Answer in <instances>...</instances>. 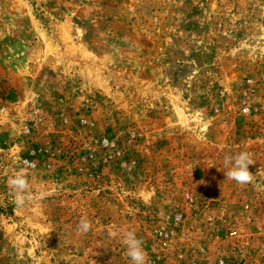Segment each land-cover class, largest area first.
<instances>
[{"label": "rangeland", "instance_id": "1", "mask_svg": "<svg viewBox=\"0 0 264 264\" xmlns=\"http://www.w3.org/2000/svg\"><path fill=\"white\" fill-rule=\"evenodd\" d=\"M127 230L147 264H264V0H0V264H131Z\"/></svg>", "mask_w": 264, "mask_h": 264}, {"label": "clouds", "instance_id": "2", "mask_svg": "<svg viewBox=\"0 0 264 264\" xmlns=\"http://www.w3.org/2000/svg\"><path fill=\"white\" fill-rule=\"evenodd\" d=\"M255 161L247 151L237 154H226L223 158V166L227 171L224 173L229 180L235 181L239 185H246L252 182L253 174L249 171V165ZM25 167L15 171L7 179L10 194L13 197L12 203L15 208H24L28 203L37 199H44L47 193L39 191L34 193L29 180V167H34V162L25 161ZM91 220L84 216L76 226V230L81 235H86L92 229ZM110 235L119 238L120 243L125 248V254L130 259L131 264H147V253L143 247L142 239H139L134 230H127L123 233L113 231Z\"/></svg>", "mask_w": 264, "mask_h": 264}, {"label": "built area", "instance_id": "3", "mask_svg": "<svg viewBox=\"0 0 264 264\" xmlns=\"http://www.w3.org/2000/svg\"><path fill=\"white\" fill-rule=\"evenodd\" d=\"M181 220H182V217L180 216V217H177V218L175 219V222H176V223H181V222H182ZM161 236H162V237H165V238H168V237L170 236V234L164 232V233H161ZM219 264H224V261H220Z\"/></svg>", "mask_w": 264, "mask_h": 264}]
</instances>
